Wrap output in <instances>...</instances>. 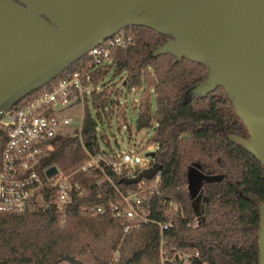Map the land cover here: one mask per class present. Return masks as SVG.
<instances>
[{"label":"trees","instance_id":"1","mask_svg":"<svg viewBox=\"0 0 264 264\" xmlns=\"http://www.w3.org/2000/svg\"><path fill=\"white\" fill-rule=\"evenodd\" d=\"M122 30L131 35V44L113 49L110 62L89 73L92 85L100 89L91 92V106H83L79 136L56 135L41 162L65 169L85 151H103L104 135L98 132L96 119L100 115L107 121L112 116L124 119V108L110 99L106 83L119 79L127 89L144 84L135 128L151 129L147 144L157 145L153 160L160 165L158 194L149 200L148 217L166 227L160 230L148 222L122 233L108 205L117 199L115 190L105 180L96 184L100 173L94 171L80 176L85 193L67 206L63 217L53 211L0 212V264H68L60 260L63 255L72 256L77 264H258L256 231L264 166L230 138L247 140L248 135L223 88L216 85L206 93L192 92L206 75L204 65L168 52L153 54L167 36L149 27L134 24ZM84 68L82 55L12 108ZM114 110L118 112L113 114ZM2 141L0 134V146ZM190 167L221 178L202 181L191 196ZM108 174L121 190L131 185ZM88 203L101 205L102 211H83Z\"/></svg>","mask_w":264,"mask_h":264},{"label":"water","instance_id":"2","mask_svg":"<svg viewBox=\"0 0 264 264\" xmlns=\"http://www.w3.org/2000/svg\"><path fill=\"white\" fill-rule=\"evenodd\" d=\"M134 24L167 36L153 54L168 52L206 67L192 92L223 88L248 135L230 138L264 166V0H0V113ZM145 155L153 158L155 151ZM159 168L153 161L124 182L150 178ZM220 178L190 167L187 189L195 196L202 181ZM256 243L258 264H264V196ZM60 260L77 264L69 255Z\"/></svg>","mask_w":264,"mask_h":264},{"label":"built area","instance_id":"3","mask_svg":"<svg viewBox=\"0 0 264 264\" xmlns=\"http://www.w3.org/2000/svg\"><path fill=\"white\" fill-rule=\"evenodd\" d=\"M132 42L131 35L122 29L91 46L85 55V68L59 78L48 90L36 93L23 105L12 106L0 113V212L35 213L53 211L64 216L67 206L85 193L81 175L94 171L100 173L96 184L108 181L117 199L109 201V208L117 219L122 233L136 230L140 225L153 222L161 230L166 227L148 217L149 200L158 194V172L150 178L141 177L121 190L110 179L108 171L119 175L123 181L135 177L150 167L153 158L145 155L155 151V143L143 150L138 147L124 151H85L73 165L62 169L54 164H43L41 158L53 148V138L79 136L82 109L91 106V92L100 89L93 86L90 72L110 62L111 51L123 49ZM84 95L86 99H84ZM80 105V115L74 119L64 114L65 108ZM143 152V153H142ZM52 172H47L50 167ZM83 211H102L99 204L88 203Z\"/></svg>","mask_w":264,"mask_h":264},{"label":"rangeland","instance_id":"4","mask_svg":"<svg viewBox=\"0 0 264 264\" xmlns=\"http://www.w3.org/2000/svg\"><path fill=\"white\" fill-rule=\"evenodd\" d=\"M105 88L109 91L110 99L117 100L119 105L124 108V119L111 117L107 121L102 115L96 119V128L98 132L104 135V142H101V149L104 151H124L129 148L138 147L143 150L148 141L151 133V129L135 128V114L136 105L139 98V94L145 91V86L142 84L139 88L127 89L121 84L119 79H115L106 83ZM118 89V94H115V90ZM150 103L153 108V93L149 89ZM80 105H75L70 108L63 109V113L71 115L74 119H78L80 115ZM92 113L93 110H91ZM118 110H114L117 113ZM143 153V152H142ZM49 173L51 170H47ZM201 204V203H200ZM199 204V205H200Z\"/></svg>","mask_w":264,"mask_h":264}]
</instances>
